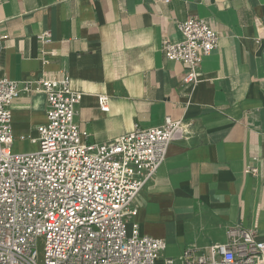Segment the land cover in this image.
<instances>
[{
	"label": "crops",
	"instance_id": "0c3cea01",
	"mask_svg": "<svg viewBox=\"0 0 264 264\" xmlns=\"http://www.w3.org/2000/svg\"><path fill=\"white\" fill-rule=\"evenodd\" d=\"M189 14L218 34L192 85L161 48L182 39L177 23ZM0 73L15 81L67 75L82 93L75 121L88 143L165 117L181 121L126 219L163 239V256L223 242L233 225L264 241V0H0ZM46 110L42 90L14 100V152L36 149L29 138Z\"/></svg>",
	"mask_w": 264,
	"mask_h": 264
},
{
	"label": "built area",
	"instance_id": "2783aa9c",
	"mask_svg": "<svg viewBox=\"0 0 264 264\" xmlns=\"http://www.w3.org/2000/svg\"><path fill=\"white\" fill-rule=\"evenodd\" d=\"M177 28L182 39H164L162 52L185 65L183 83L192 85L218 34L195 14ZM32 90L46 93V122L29 138L36 149L14 152L11 106ZM81 98L67 75L15 81L0 73V264H264V241L242 225L227 227L223 242L176 258L163 256V239L142 234L136 223L128 228L134 196L164 162L182 123L165 117L159 126L88 143L75 121ZM97 101L108 111L106 95Z\"/></svg>",
	"mask_w": 264,
	"mask_h": 264
}]
</instances>
